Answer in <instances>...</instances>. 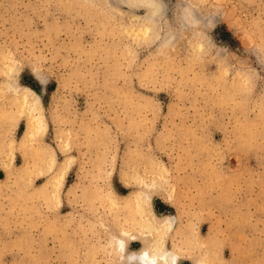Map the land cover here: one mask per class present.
I'll return each mask as SVG.
<instances>
[{
	"label": "rangeland",
	"instance_id": "obj_1",
	"mask_svg": "<svg viewBox=\"0 0 264 264\" xmlns=\"http://www.w3.org/2000/svg\"><path fill=\"white\" fill-rule=\"evenodd\" d=\"M161 2L136 34L122 0H0V264H124L139 188L189 229L184 264L210 235L214 264H264V0Z\"/></svg>",
	"mask_w": 264,
	"mask_h": 264
},
{
	"label": "bare ground",
	"instance_id": "obj_2",
	"mask_svg": "<svg viewBox=\"0 0 264 264\" xmlns=\"http://www.w3.org/2000/svg\"><path fill=\"white\" fill-rule=\"evenodd\" d=\"M122 1L126 2L127 5H130L132 7L133 6L137 7V5H139V6H143L146 9L145 16L143 17V19L139 20V22L141 23L138 22L139 26L138 28H136L137 29L136 34L147 33L146 31L150 28L151 24L154 23V21L157 19V15L159 16L163 8V4L161 0H122ZM186 10L188 11V9ZM18 95H19L18 98L19 100L17 101L19 102L17 101L15 102L18 103L20 107H24V109L28 113L27 116H29L27 121V129L25 131V134L28 137L30 135H34L36 131H38L39 129H42L43 124H45L43 120L42 112L39 110L41 106L39 101V94L33 88L25 85L20 89ZM66 167H67V162L60 165L59 169L57 170V175L61 177L62 174L65 172ZM54 182L56 181L54 180ZM108 196H112V198L116 201L114 195L107 194V197ZM150 197L151 194L140 188L133 190L130 194L123 195V199H124L123 203L125 202V204H131L137 202L140 218L138 219L137 222L135 220L134 224L135 226L136 225L138 226L134 231L128 230L129 228L128 229L122 228L121 233L123 234V236L116 237L112 235L111 241L115 242L116 250L117 252H119L120 257L124 264H130V263L184 264L182 257L184 253L188 250V248L191 249V247L194 246L193 245L195 242L194 238L192 239L189 235L187 236L189 232L188 228L185 229L182 226L176 225L177 217L175 214L156 213L150 204ZM171 233L184 234L186 236L184 240V243L186 245H182L177 242H174V244L171 247L168 246L167 236ZM128 238L138 239V241H140V245L137 248L128 249L127 248ZM198 241L200 242L199 245L201 243L203 245L204 242L208 244L209 249L203 255L201 254V255L193 256L194 258L193 264H214L213 263L215 261L214 259L217 258V251L215 250L214 247L216 245L215 237H212V235H210L205 241H202L199 237Z\"/></svg>",
	"mask_w": 264,
	"mask_h": 264
}]
</instances>
